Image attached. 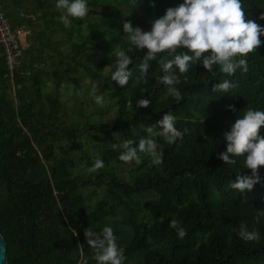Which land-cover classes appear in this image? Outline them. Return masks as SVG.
Segmentation results:
<instances>
[{"label": "trees", "instance_id": "16d2710c", "mask_svg": "<svg viewBox=\"0 0 264 264\" xmlns=\"http://www.w3.org/2000/svg\"><path fill=\"white\" fill-rule=\"evenodd\" d=\"M184 2L87 0L88 15L66 28L57 0H0L11 27L29 32L12 77L0 51V234L7 264H98L85 230L105 226L124 250L122 264H264V166L260 183L242 195L229 185L251 175L244 157L230 156L235 164L218 158L238 116L264 111V34L248 54L247 72L228 75L219 65L209 72L202 60L186 73L176 69L179 102L156 79L163 75L158 60L188 49L157 54L136 83L147 49L130 45L124 23L151 31ZM241 3L245 18L264 29V0ZM117 46L132 58L125 86L111 79ZM224 80L233 85L229 92H213ZM93 84L103 107L90 95ZM140 99L149 106L138 107ZM167 113L184 134L172 144L153 137L162 164L146 153L139 164L120 161L124 150L111 145L132 139L138 146L146 127ZM97 158L104 167L89 173ZM172 219L185 229L183 239ZM241 224L258 231L259 240L241 239Z\"/></svg>", "mask_w": 264, "mask_h": 264}, {"label": "clouds", "instance_id": "9594fccd", "mask_svg": "<svg viewBox=\"0 0 264 264\" xmlns=\"http://www.w3.org/2000/svg\"><path fill=\"white\" fill-rule=\"evenodd\" d=\"M132 3L135 5V0H132ZM56 8L61 11L59 19L66 28L71 25L72 18L83 19L89 12L87 0H57ZM260 18L264 19V16ZM123 29L124 37L130 45L135 49H147L144 62L139 66L140 76L137 77L136 83L141 82L148 74V62L157 60V54L167 52L173 55L177 49H188V53L182 51L172 59L158 60L163 75L157 76L156 79L166 86L167 93L177 102L182 97L175 87L180 82L176 69L181 74L186 73L191 63L202 60L203 67L209 72L214 65H219V70L228 75H233L238 69L247 72L248 54L254 53L260 47L259 37L264 34V29L254 20L245 18L241 0H185L176 8L167 9L163 17L153 22L151 31L133 28L130 22L124 23ZM131 50L130 48L129 51ZM114 54L115 71L111 79L118 85L125 86L132 75L129 68L132 58L119 46ZM232 86L230 81L224 80L214 84L212 91L226 93ZM96 92V85L93 84L90 95L97 105L103 107L104 97L96 95ZM149 103L147 99L137 102L140 108H147ZM229 107L230 110H235L233 106ZM175 120V116L167 113L155 126L146 127L148 135L139 139L138 146H133L136 143L134 140L125 139L122 144H112L111 147L124 150L119 155L122 162L135 161L139 164L140 154L146 153L152 158L153 164H162L163 153L157 152V143L153 137L160 136L169 144L175 143L177 138H182L184 133L177 130ZM262 127L264 111L248 108L242 116H238L230 131L223 134L227 149L219 153L218 158L226 164H235L236 159H230V156L244 157V167L251 172V175H237L236 180L229 185L242 195L251 192L254 186L260 183L258 169L264 166V137L259 135ZM103 167L104 162L97 158L87 171L94 173ZM178 224L176 219L170 221V227L177 229L178 237L183 239L187 233L185 229L178 227ZM238 234L245 241L260 238L259 232L249 231L246 224L240 225ZM85 237L87 243L97 252L98 264H122L125 259L124 250L118 248L111 227L105 226L102 232L87 229Z\"/></svg>", "mask_w": 264, "mask_h": 264}, {"label": "built area", "instance_id": "2783aa9c", "mask_svg": "<svg viewBox=\"0 0 264 264\" xmlns=\"http://www.w3.org/2000/svg\"><path fill=\"white\" fill-rule=\"evenodd\" d=\"M28 34L29 32L23 26L13 29L0 10V51L4 53L10 77L19 66L20 58L27 49L26 37Z\"/></svg>", "mask_w": 264, "mask_h": 264}, {"label": "water", "instance_id": "95a60500", "mask_svg": "<svg viewBox=\"0 0 264 264\" xmlns=\"http://www.w3.org/2000/svg\"><path fill=\"white\" fill-rule=\"evenodd\" d=\"M0 264H7L6 244L0 234Z\"/></svg>", "mask_w": 264, "mask_h": 264}, {"label": "rangeland", "instance_id": "374dc122", "mask_svg": "<svg viewBox=\"0 0 264 264\" xmlns=\"http://www.w3.org/2000/svg\"><path fill=\"white\" fill-rule=\"evenodd\" d=\"M79 97V96H78Z\"/></svg>", "mask_w": 264, "mask_h": 264}]
</instances>
